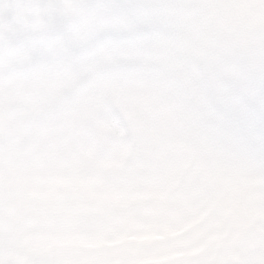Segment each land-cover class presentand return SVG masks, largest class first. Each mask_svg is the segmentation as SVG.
<instances>
[{"label":"clouds","instance_id":"clouds-1","mask_svg":"<svg viewBox=\"0 0 264 264\" xmlns=\"http://www.w3.org/2000/svg\"><path fill=\"white\" fill-rule=\"evenodd\" d=\"M0 264H264V0H0Z\"/></svg>","mask_w":264,"mask_h":264}]
</instances>
